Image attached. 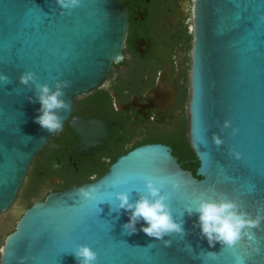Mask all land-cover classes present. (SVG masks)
<instances>
[{"label":"water","instance_id":"95a60500","mask_svg":"<svg viewBox=\"0 0 264 264\" xmlns=\"http://www.w3.org/2000/svg\"><path fill=\"white\" fill-rule=\"evenodd\" d=\"M190 1L186 136L198 161L195 175L179 166L168 143L133 147L96 180L49 192L24 208L2 238L0 264H21V257L23 264H77L73 250L80 244L97 253V264H264V221L233 247L219 242L210 247L199 235L198 215L185 211L201 192L209 199L226 194L253 217L264 206V0ZM125 23V0H82L63 15L55 0H0V73L10 80L0 82V213L10 207L32 158L53 135L34 122L40 104L28 99L34 93L19 76L33 71L50 87L57 78L72 81L64 97L71 110L60 115L81 148L90 151L108 127L71 116L73 99L98 87L109 65L120 60ZM224 120L231 127L221 131ZM232 128L239 131L231 135ZM213 133L223 138L221 146L213 144ZM117 175L129 183L113 187ZM169 175L181 181L179 191L164 181ZM147 178L172 192V216L184 221V236H165L172 241L167 247L139 231L143 220L128 234L123 225L129 214L117 211L114 193L127 191L135 201L146 191ZM89 184L99 186L96 199L79 200L74 193ZM207 252H215L216 259Z\"/></svg>","mask_w":264,"mask_h":264},{"label":"flooded vegetation","instance_id":"af4514ba","mask_svg":"<svg viewBox=\"0 0 264 264\" xmlns=\"http://www.w3.org/2000/svg\"><path fill=\"white\" fill-rule=\"evenodd\" d=\"M190 4L125 0L121 58L109 65L98 87L73 99L71 111V116L103 121L108 135L86 151L65 122L63 132L53 133L40 149L36 189L28 201L87 182L82 173L91 166H108L114 154L116 158L133 147L168 143L186 134Z\"/></svg>","mask_w":264,"mask_h":264},{"label":"clouds","instance_id":"9594fccd","mask_svg":"<svg viewBox=\"0 0 264 264\" xmlns=\"http://www.w3.org/2000/svg\"><path fill=\"white\" fill-rule=\"evenodd\" d=\"M61 9V14H65L67 10L70 14L72 10L81 6L82 0H55ZM19 83L30 87L34 93V97H28L32 102H38L40 107L37 109L39 113L34 122L37 123L44 131L48 133L59 134L63 132L64 117L61 112L71 110V104L64 97L66 89L72 87V81L68 79H54L53 85L50 87L47 83L41 84L36 78V73L26 71L19 76ZM0 82L8 84L9 77L0 73ZM231 127V121L224 120L221 125V131ZM239 131L238 128H232L231 135H235ZM212 142L217 147L224 143L223 138L217 133L212 134ZM41 139H45L41 137ZM230 153L236 159H240L241 154L234 149H230ZM206 155V153H205ZM90 180H96L93 174ZM166 183H170L173 191L181 189V181L175 176L169 175L164 177ZM112 186L116 187L121 184H128L127 177L122 178L117 175L112 180ZM99 186L97 184H89L87 187L79 188L74 195L81 201L96 199ZM163 184L156 182L152 178L145 180V192H138V199L130 201V193L127 191H116L115 199L118 201L117 211L123 209L129 214V220L123 225L128 234L137 232L136 225L143 220L139 231L144 232L147 236L162 240L164 245L170 246L171 240H164L165 236L179 234L184 236V221L181 219L177 222L171 212L170 200L172 192L162 191ZM185 211L188 216L194 213L198 215L199 235L206 238L210 247H214L216 242L228 247H233L242 238L243 235L249 234L251 238L252 229H260L262 221H264V206L257 208L255 217L247 211L241 210V205L236 200L230 199L226 194L218 199L207 198L206 193L194 194L191 204L185 205ZM146 225V226H145ZM248 230L247 232L245 230ZM186 248H191L186 244ZM77 264H97V253L86 244H80L73 250ZM5 254V247L0 246V256ZM9 256L11 252L7 253ZM204 255L216 259L215 252H207ZM23 264L24 257H21ZM239 259V258H238Z\"/></svg>","mask_w":264,"mask_h":264},{"label":"trees","instance_id":"16d2710c","mask_svg":"<svg viewBox=\"0 0 264 264\" xmlns=\"http://www.w3.org/2000/svg\"><path fill=\"white\" fill-rule=\"evenodd\" d=\"M168 144L171 148V153L176 157V161L179 164V166L183 169L189 170L192 173V175H195V169L198 166V161L192 149L188 145L186 134L183 133L182 135H179L178 137L171 139L168 142ZM40 153L41 150L32 158L28 171L26 172L25 178L20 184L15 195V198L18 196L21 197L24 208L28 207L31 204V201L30 200L28 201V197L36 189V182H37L36 169H37V160ZM115 156L116 154L111 156L109 163H111L114 160ZM106 167H107L106 164L103 166L88 167V169L82 173L81 180H89L90 176H92L93 174L94 175L98 174ZM2 238H0V244L2 243Z\"/></svg>","mask_w":264,"mask_h":264},{"label":"rangeland","instance_id":"374dc122","mask_svg":"<svg viewBox=\"0 0 264 264\" xmlns=\"http://www.w3.org/2000/svg\"><path fill=\"white\" fill-rule=\"evenodd\" d=\"M24 209L21 197H16L7 211L0 213V238L13 227L14 221Z\"/></svg>","mask_w":264,"mask_h":264}]
</instances>
